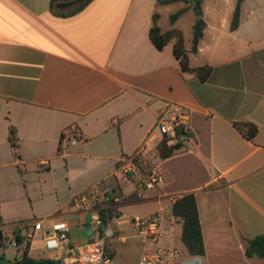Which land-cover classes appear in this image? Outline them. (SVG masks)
<instances>
[{"label": "crops", "instance_id": "1", "mask_svg": "<svg viewBox=\"0 0 264 264\" xmlns=\"http://www.w3.org/2000/svg\"><path fill=\"white\" fill-rule=\"evenodd\" d=\"M52 1L0 0V175H12L10 186L23 191L27 204L25 214L17 211L9 220L0 204V247L17 227L29 256L40 237L44 256L35 259L60 261L68 247L100 238L93 216L105 212L108 222L122 217L105 245L112 264H140L156 246L179 252V242L184 264L195 257L172 209L194 193L205 242L202 264H264L246 255L249 241L264 236L263 4L244 0L233 31L238 0H203L207 28L190 55L193 68L213 69L203 83L182 70L174 43L159 51L149 35L158 12L161 28L181 30L191 50L196 15L186 19L190 36L183 28L190 10L165 28L171 5L158 7L157 0H93L72 16L51 12ZM70 1L58 2L56 12L73 11L58 8ZM175 105L188 112V136L182 150L161 159L160 119ZM244 123L257 126L253 140L247 127L237 126ZM139 151L144 162L130 178L125 159ZM155 165L163 169V182L148 188ZM49 175H67L66 191L48 185ZM92 191L99 200L77 202ZM155 215L162 218L161 237L145 242L131 219ZM57 222L69 225V242L48 251L44 234Z\"/></svg>", "mask_w": 264, "mask_h": 264}, {"label": "trees", "instance_id": "2", "mask_svg": "<svg viewBox=\"0 0 264 264\" xmlns=\"http://www.w3.org/2000/svg\"><path fill=\"white\" fill-rule=\"evenodd\" d=\"M62 0H53L51 2V12L61 15V16H72L80 11H82L87 5H89L93 0H87L85 3L77 7L68 13H57L56 5ZM244 0H238V5L232 20L231 30H237L241 21V6ZM176 3H186L187 6L177 13L171 15L170 20L172 24H175L181 16L188 12L191 8L194 9L196 14V22L193 29V45L192 49L188 50L185 43V35L181 30L173 29L165 32L160 26L161 15L155 12L153 15L152 26L150 29V40L153 45L162 51L169 43H174V55L179 60L182 70L187 73H193L197 78L205 83L211 78L213 69L210 66H203L198 68H193L191 66L190 55L197 53L201 41L205 36V30L207 28V23L204 17L203 10V0H195L191 2L190 0H157V6L163 7ZM199 4V6H198ZM241 130V126L247 127L248 131L246 136L248 139L253 140L258 132L256 125L251 123L237 124ZM188 136L187 133L179 131V139L175 145H168V141L164 138L162 142L158 145L157 150L161 159H167L175 155L177 152L185 147L184 140ZM11 143L14 150L18 151V145L16 144V131L11 130ZM62 152V145L59 146V153ZM172 215L179 219L182 223V242L187 248L189 255L192 257H203L205 256V242L202 232L201 220L199 215V208L197 204V199L194 193H187L180 198H178L172 209ZM102 218L104 224L108 223V218L106 213H102ZM21 230L14 231V238L17 240L19 245L25 244L26 237L21 236ZM6 244V243H5ZM5 244H1L3 247ZM109 250H107L108 253ZM246 255L248 258H254L255 256L260 257L264 260V236H257L249 241ZM113 257V253H110ZM16 264H62L60 261L52 259H35L28 254V246L23 257L16 260Z\"/></svg>", "mask_w": 264, "mask_h": 264}, {"label": "built area", "instance_id": "3", "mask_svg": "<svg viewBox=\"0 0 264 264\" xmlns=\"http://www.w3.org/2000/svg\"><path fill=\"white\" fill-rule=\"evenodd\" d=\"M189 125V115L185 108L175 105L161 116L159 129L168 145H175L179 139V131L187 133ZM76 141H74L75 143ZM144 162L143 152L139 151L135 155L125 159L123 167L124 173L130 178L141 171V164ZM163 182V169L160 165H155L148 175L146 186L153 188ZM100 197L95 192H87L80 196L77 202L87 205L92 200H99ZM120 215H114L107 224H104L101 214L98 212L93 216V225L100 233V238L90 242L78 249L68 247L66 254L60 258L62 264H112V257L107 253L106 241L115 236L114 225H116ZM132 224L135 226L137 235L145 242L158 243L162 234V218L155 215L149 218L133 217ZM70 227L65 222L53 223L51 230L44 234L45 248L48 251L61 249L64 243L69 242ZM15 245L19 246L17 240ZM178 250L156 246L154 249L146 251L140 264H174L178 255Z\"/></svg>", "mask_w": 264, "mask_h": 264}, {"label": "rangeland", "instance_id": "4", "mask_svg": "<svg viewBox=\"0 0 264 264\" xmlns=\"http://www.w3.org/2000/svg\"><path fill=\"white\" fill-rule=\"evenodd\" d=\"M257 1L258 0H248V4L250 6H253L255 4H258ZM259 1L264 6V0H259ZM181 5L182 3H176V4L169 6L171 14L168 16H165L164 18L163 25L165 26V28H170V26H172L170 17L171 15L178 12L177 10L181 7ZM255 9H257V6L255 7ZM195 15L196 14H195L194 9L191 8L183 20L184 21L183 28L188 32L187 33L188 36H190L192 29H191V25L188 24L187 26L186 19H189L191 17L193 19ZM188 39L189 37L187 38V44L189 45ZM46 181L48 185L49 184L58 185V187L60 188V192L63 189L66 191V189L68 188L67 175H49ZM11 182H12V175H0V185L2 186V200L0 204L2 206L3 216L5 220H9L10 216L12 214H16L17 211L21 215L27 212V204L24 201L23 191L17 188H12L10 186ZM17 230H18L17 227L15 228L13 227L11 228V230H8V233L12 235L9 236V239L8 241H6V244L3 247H0V256L5 257L15 262L17 259H20L21 257H23L26 252L25 246L15 245L13 236H14V231H17ZM177 247L179 248L180 254L178 253L177 257L175 258V264H182L181 258L185 254V249L181 242L178 243ZM42 250H43L42 239L38 237L34 241V247L30 251V256L34 258H40L41 256H44L42 253Z\"/></svg>", "mask_w": 264, "mask_h": 264}, {"label": "water", "instance_id": "5", "mask_svg": "<svg viewBox=\"0 0 264 264\" xmlns=\"http://www.w3.org/2000/svg\"><path fill=\"white\" fill-rule=\"evenodd\" d=\"M87 0H73L70 2H65V3H61L58 5V8L60 10H64V11H69L72 9H75L77 7H79L80 5H82L83 3H85ZM191 2H195V0H190ZM199 6V4H198ZM202 257H196L193 260L190 261H186L184 264H202ZM0 264H16L15 261H11L5 257H0Z\"/></svg>", "mask_w": 264, "mask_h": 264}]
</instances>
